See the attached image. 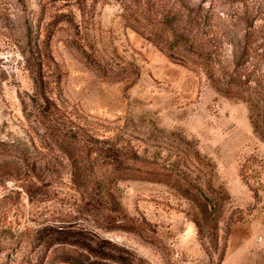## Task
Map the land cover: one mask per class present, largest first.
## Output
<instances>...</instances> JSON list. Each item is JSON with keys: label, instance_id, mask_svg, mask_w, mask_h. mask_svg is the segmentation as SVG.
<instances>
[{"label": "rangeland", "instance_id": "rangeland-1", "mask_svg": "<svg viewBox=\"0 0 264 264\" xmlns=\"http://www.w3.org/2000/svg\"><path fill=\"white\" fill-rule=\"evenodd\" d=\"M0 141V264H264V0H0Z\"/></svg>", "mask_w": 264, "mask_h": 264}, {"label": "trees", "instance_id": "trees-1", "mask_svg": "<svg viewBox=\"0 0 264 264\" xmlns=\"http://www.w3.org/2000/svg\"><path fill=\"white\" fill-rule=\"evenodd\" d=\"M188 40V36L187 34H185V32H180V33H177L176 35V39L174 40L175 42L169 44L170 47H173L175 45H179L183 48L184 50V55L186 57H190L192 55L195 56V58H197V61L201 62L203 59L205 60V52L204 51V46L203 44H201V42L196 45L194 43H188L187 42ZM29 51V49H28ZM169 55L176 58L173 54H171L169 52ZM183 55V56H184ZM23 59L24 61L26 62V66L32 71V73L34 74L33 77H34V80L36 82V84H38L39 87H41V83H42V75L39 71L38 68H36V62H35V58L38 57L39 55L38 54H35L33 52V49L30 50L29 53H26V51L24 50L23 51ZM180 59L181 57L178 56ZM238 73H241V74H246V78L247 79H250V72L245 69V67H243L242 69H240V71ZM230 83H234V84H237L239 85L237 87V92H240V89L243 90L245 89V87L247 85H241L242 82L240 81H233L232 79H230ZM232 86H226L225 87V92H229V90H231ZM0 144H6V142H3V141H0ZM12 153V152H11ZM14 155H16L17 153H12ZM108 164L112 165L114 168H121L122 165L121 163L119 162V160H117L116 158H113L112 161H107ZM123 168V167H122ZM116 176H119V175H116ZM108 222L112 223L110 225H108L109 227H113V226H124V227H127V228H130V222H128L129 224L127 223H124L123 225L121 224H116V221L113 220V219H110V217L108 218ZM131 226H133V224H131ZM63 241H66V242H70V243H73V244H82L83 246H85V248H87L92 254L94 255H97L99 256L101 259L103 260H107V259H110V260H113L115 261L116 263L118 264H132L131 263V258H130V253L128 252V250L124 249V248H120L118 246H114V245H102V246H97V245H92V244H87V243H82L80 242L79 240H63ZM122 250L125 251L122 253ZM108 264V263H107Z\"/></svg>", "mask_w": 264, "mask_h": 264}]
</instances>
